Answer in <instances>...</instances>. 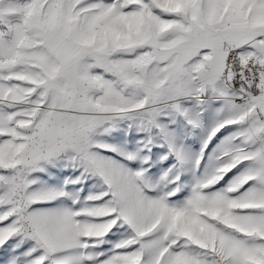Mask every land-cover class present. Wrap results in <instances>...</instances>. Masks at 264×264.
Listing matches in <instances>:
<instances>
[{
    "label": "snow or ice",
    "instance_id": "1",
    "mask_svg": "<svg viewBox=\"0 0 264 264\" xmlns=\"http://www.w3.org/2000/svg\"><path fill=\"white\" fill-rule=\"evenodd\" d=\"M0 264H264V0H0Z\"/></svg>",
    "mask_w": 264,
    "mask_h": 264
}]
</instances>
